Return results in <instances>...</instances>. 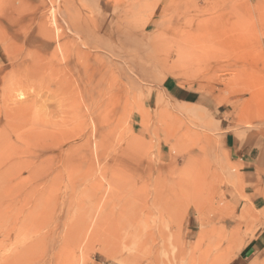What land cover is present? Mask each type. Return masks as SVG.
Masks as SVG:
<instances>
[{"label":"rangeland","instance_id":"rangeland-1","mask_svg":"<svg viewBox=\"0 0 264 264\" xmlns=\"http://www.w3.org/2000/svg\"><path fill=\"white\" fill-rule=\"evenodd\" d=\"M233 138L264 156V0H0V264H264Z\"/></svg>","mask_w":264,"mask_h":264},{"label":"crops","instance_id":"crops-1","mask_svg":"<svg viewBox=\"0 0 264 264\" xmlns=\"http://www.w3.org/2000/svg\"><path fill=\"white\" fill-rule=\"evenodd\" d=\"M231 140V149L234 153L237 155H240V160L244 163L247 164L248 166H255V165H261L263 166L264 164V156L262 155V151L258 153H253L254 148L253 147H248L247 145H241L239 141H236L234 138L233 139H228ZM256 240L254 242H251L246 246L245 248L251 249L255 246Z\"/></svg>","mask_w":264,"mask_h":264},{"label":"bare ground","instance_id":"bare-ground-1","mask_svg":"<svg viewBox=\"0 0 264 264\" xmlns=\"http://www.w3.org/2000/svg\"><path fill=\"white\" fill-rule=\"evenodd\" d=\"M45 28V27H44ZM42 30H44L43 28H42ZM45 32H47L46 30H44ZM46 34H48V33H46ZM72 51V50H71ZM73 52V51H72ZM71 53V52H70ZM76 56H77V53H76ZM59 64V63H58ZM57 66H59V65H57ZM63 70H65V69H63ZM17 91V90H16ZM16 101V100H15ZM18 104V103H17ZM12 107H14V106H12ZM96 108V107H95ZM93 121V120H92ZM96 154V153H95Z\"/></svg>","mask_w":264,"mask_h":264}]
</instances>
